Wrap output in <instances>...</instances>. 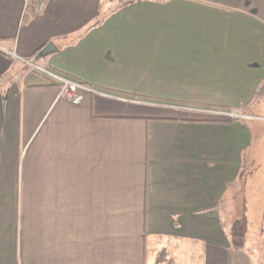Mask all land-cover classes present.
Listing matches in <instances>:
<instances>
[{
  "label": "crops",
  "instance_id": "0c3cea01",
  "mask_svg": "<svg viewBox=\"0 0 264 264\" xmlns=\"http://www.w3.org/2000/svg\"><path fill=\"white\" fill-rule=\"evenodd\" d=\"M30 1L0 0V264H146L170 243L264 264L220 214L264 98V0ZM19 59L98 93L72 103Z\"/></svg>",
  "mask_w": 264,
  "mask_h": 264
},
{
  "label": "rangeland",
  "instance_id": "374dc122",
  "mask_svg": "<svg viewBox=\"0 0 264 264\" xmlns=\"http://www.w3.org/2000/svg\"><path fill=\"white\" fill-rule=\"evenodd\" d=\"M257 109V122L247 124L251 144L243 154L245 180L229 189L226 202L220 208L222 226L226 231L235 221L244 220V246L253 253L264 252V98ZM148 247L146 264H158V261L161 264H200L189 262V247L184 243H170L166 250Z\"/></svg>",
  "mask_w": 264,
  "mask_h": 264
},
{
  "label": "built area",
  "instance_id": "2783aa9c",
  "mask_svg": "<svg viewBox=\"0 0 264 264\" xmlns=\"http://www.w3.org/2000/svg\"><path fill=\"white\" fill-rule=\"evenodd\" d=\"M33 2V4H32ZM30 9H32L33 14L41 13L44 8V3L41 1H30L28 3ZM23 65L28 67L30 70L37 72L47 78L49 81L55 83L60 87V96L64 97L66 100L72 103H79L82 100V92L91 91L92 93H98L93 89H87V87L80 85L79 82L72 80L67 77H62L47 68H43L29 59H19ZM233 113V114H232ZM229 114L233 119L236 120H251V117H244L240 112H232Z\"/></svg>",
  "mask_w": 264,
  "mask_h": 264
},
{
  "label": "trees",
  "instance_id": "16d2710c",
  "mask_svg": "<svg viewBox=\"0 0 264 264\" xmlns=\"http://www.w3.org/2000/svg\"><path fill=\"white\" fill-rule=\"evenodd\" d=\"M135 0H131L130 2H134ZM80 85H83V83H79ZM50 86H58L55 83H50ZM246 231V226L244 220L242 221H235L230 228V234H229V242L234 250H239L243 248L244 246V233Z\"/></svg>",
  "mask_w": 264,
  "mask_h": 264
},
{
  "label": "water",
  "instance_id": "95a60500",
  "mask_svg": "<svg viewBox=\"0 0 264 264\" xmlns=\"http://www.w3.org/2000/svg\"><path fill=\"white\" fill-rule=\"evenodd\" d=\"M57 49L54 47L52 43H48L39 53L41 57L49 56L53 53H55Z\"/></svg>",
  "mask_w": 264,
  "mask_h": 264
}]
</instances>
